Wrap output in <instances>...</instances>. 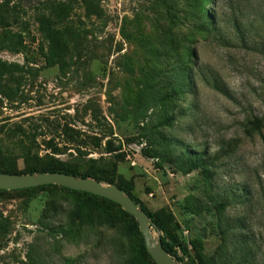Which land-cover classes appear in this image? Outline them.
I'll return each mask as SVG.
<instances>
[{
	"label": "rangeland",
	"instance_id": "374dc122",
	"mask_svg": "<svg viewBox=\"0 0 264 264\" xmlns=\"http://www.w3.org/2000/svg\"><path fill=\"white\" fill-rule=\"evenodd\" d=\"M56 166L133 188L180 264L196 237L208 264H264V0H0V171ZM74 209L58 184L0 192V264H132L125 221Z\"/></svg>",
	"mask_w": 264,
	"mask_h": 264
},
{
	"label": "trees",
	"instance_id": "16d2710c",
	"mask_svg": "<svg viewBox=\"0 0 264 264\" xmlns=\"http://www.w3.org/2000/svg\"><path fill=\"white\" fill-rule=\"evenodd\" d=\"M41 26L42 31L45 33L46 37L50 41H54L57 37H59V30L54 26L52 23V20L50 18L45 17L41 20ZM43 56L46 58L49 65H54L57 63V58L54 52H44ZM174 120L173 116H166L162 118L155 127H164V126H170ZM165 139V138H163ZM78 156L83 153V150L81 148H77ZM143 154L147 157H151L153 159H161V154L157 151H152L149 148H144L142 150ZM88 154V153H87ZM202 157L201 156H189L186 158H182L178 162V168L184 173L189 174L194 170L199 169L202 166ZM159 166H163V160L161 162H158ZM47 171H58V172H64L68 174H72L78 177H89L96 179L98 181H102L99 176H97L96 173L91 171H85L82 175H78L72 168L66 167V166H56L49 170H44L42 172ZM0 172H8V173H17V172H11V171H0ZM34 173V171H28L27 173H21V174H31ZM39 186V187H46ZM126 194L131 196L135 202L139 205V207L144 210L149 217L151 218L152 222L154 221L155 224H153L156 227V230H160L165 232V228L163 225L158 222L157 217L152 214L147 207L141 202V200L133 193V188H125L122 185H118ZM38 188V187H34ZM62 188L68 190L69 192L73 193L75 197V209H74V215L78 217L82 223L88 224V225H94L96 223L98 224H106L109 226L115 225L119 221H125L127 223V230L129 231V234L131 235L133 242H132V258L131 263L132 264H157L152 256L150 255L146 244L144 237L141 233L139 223L137 222L136 218L129 214L127 211H125L122 206L108 198L98 196L89 192L84 191H78V190H72L67 187ZM29 189V188H28ZM31 189V188H30ZM22 190V189H18ZM3 191H11V190H2L0 189V192ZM163 241L164 247L169 251V253L174 256V252L177 248L182 249L184 253H188L187 246L183 245L181 241H179L177 238H175L171 234H167V238ZM191 250L193 252L192 255L189 256L191 259L190 262L185 264H208L205 257V246L203 239L201 237L193 238L190 241Z\"/></svg>",
	"mask_w": 264,
	"mask_h": 264
},
{
	"label": "water",
	"instance_id": "95a60500",
	"mask_svg": "<svg viewBox=\"0 0 264 264\" xmlns=\"http://www.w3.org/2000/svg\"><path fill=\"white\" fill-rule=\"evenodd\" d=\"M58 184L72 190L89 192L108 198L122 206L139 223L146 247L157 264H180L164 247L161 237H156L153 222L135 200L126 194L117 184H104L89 177H78L72 174L47 171L31 174L0 172V189L18 190L44 185ZM160 233V230H157Z\"/></svg>",
	"mask_w": 264,
	"mask_h": 264
}]
</instances>
